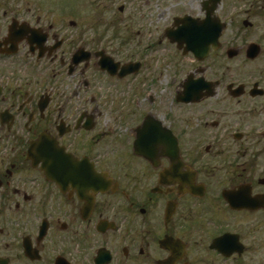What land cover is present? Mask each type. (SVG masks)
I'll return each instance as SVG.
<instances>
[{"label":"flooded vegetation","instance_id":"af4514ba","mask_svg":"<svg viewBox=\"0 0 264 264\" xmlns=\"http://www.w3.org/2000/svg\"><path fill=\"white\" fill-rule=\"evenodd\" d=\"M71 1L0 0V264H264V0Z\"/></svg>","mask_w":264,"mask_h":264},{"label":"rangeland","instance_id":"374dc122","mask_svg":"<svg viewBox=\"0 0 264 264\" xmlns=\"http://www.w3.org/2000/svg\"><path fill=\"white\" fill-rule=\"evenodd\" d=\"M103 1H104V0H103ZM168 1H169V0H168ZM172 1L174 2V0H172ZM181 1H182V0H181ZM83 2H84V0H83V1L81 0L82 5H83ZM93 2H94V0H87L88 9H91V5H90V4L93 3ZM73 3H74V1L72 0V1H71V5H72V6H73ZM76 3H77V1H76ZM77 5L80 7V5H79L78 3H77ZM94 6H96V4H94ZM94 6H93V7H94ZM116 11H117V10H115V9H114V11H113V10H112V11H109V12H108V17H109V15L114 16V14L116 13Z\"/></svg>","mask_w":264,"mask_h":264}]
</instances>
